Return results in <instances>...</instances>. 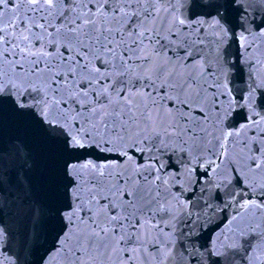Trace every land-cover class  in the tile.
Segmentation results:
<instances>
[{"label": "snow or ice", "instance_id": "obj_1", "mask_svg": "<svg viewBox=\"0 0 264 264\" xmlns=\"http://www.w3.org/2000/svg\"><path fill=\"white\" fill-rule=\"evenodd\" d=\"M0 264H264V0H0Z\"/></svg>", "mask_w": 264, "mask_h": 264}, {"label": "water", "instance_id": "obj_2", "mask_svg": "<svg viewBox=\"0 0 264 264\" xmlns=\"http://www.w3.org/2000/svg\"><path fill=\"white\" fill-rule=\"evenodd\" d=\"M229 43H231V41H229ZM233 50H235V49H233ZM209 231H210V229H209Z\"/></svg>", "mask_w": 264, "mask_h": 264}]
</instances>
